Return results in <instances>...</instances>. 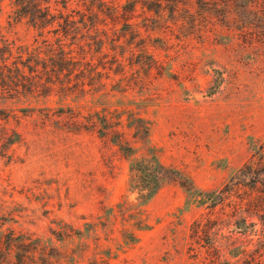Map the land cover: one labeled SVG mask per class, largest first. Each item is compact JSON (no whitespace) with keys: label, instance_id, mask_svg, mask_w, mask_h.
I'll use <instances>...</instances> for the list:
<instances>
[{"label":"rangeland","instance_id":"374dc122","mask_svg":"<svg viewBox=\"0 0 264 264\" xmlns=\"http://www.w3.org/2000/svg\"><path fill=\"white\" fill-rule=\"evenodd\" d=\"M21 1L0 54L52 82L0 87V264H264V0ZM120 135L174 171L131 244Z\"/></svg>","mask_w":264,"mask_h":264},{"label":"trees","instance_id":"16d2710c","mask_svg":"<svg viewBox=\"0 0 264 264\" xmlns=\"http://www.w3.org/2000/svg\"><path fill=\"white\" fill-rule=\"evenodd\" d=\"M44 1L47 2V0ZM38 2H41V0H22L21 3L16 5V12H18L19 16H22L24 10H28L27 8L34 6V4ZM118 7L119 5H117V10ZM33 8L35 10L32 21L34 24H46L55 17V14L51 11L50 5L43 6L41 4H36ZM131 10L134 9L131 8ZM131 18L132 17L127 16L125 19L127 25H131V23H129ZM18 48H21V46ZM13 55V47L9 45H7V49L0 54V87L3 95L14 98L23 94L39 93L41 88L47 87L48 83L52 82V78L42 81L39 74H37V70L31 69V75H27L21 67V65L26 66L22 59V55ZM44 69L50 72V70H47L48 67H44ZM46 76L47 78L50 77L49 73L46 74ZM137 119L140 122L144 120L141 117ZM121 121H118L119 125ZM106 124V121L105 123L101 122V134H105ZM140 126V130L145 133V138L149 136V127L144 126V124ZM136 129H138L137 126ZM134 136L139 137L137 135ZM13 142L14 141H9L10 144ZM115 142L123 155L129 160V190L132 192L136 191L139 194L136 199L137 201L126 199L117 204L120 212H122L124 220V241L127 244H131L138 240L133 229L144 230L150 227V224L146 223L145 204L169 181L170 174L174 171L162 163L154 147L148 148L146 154L138 155L136 147L131 144L127 137L120 135ZM182 185L186 187L190 196L194 195V186L187 187V185L183 183ZM130 226L133 227V229Z\"/></svg>","mask_w":264,"mask_h":264}]
</instances>
